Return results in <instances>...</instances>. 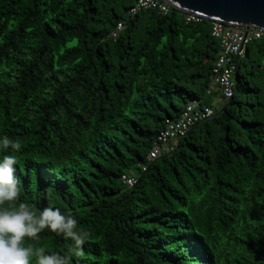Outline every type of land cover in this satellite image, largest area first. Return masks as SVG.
Returning a JSON list of instances; mask_svg holds the SVG:
<instances>
[{
    "label": "trees",
    "instance_id": "1",
    "mask_svg": "<svg viewBox=\"0 0 264 264\" xmlns=\"http://www.w3.org/2000/svg\"><path fill=\"white\" fill-rule=\"evenodd\" d=\"M135 1L0 0V134L22 144L17 204L71 213L89 234L80 255L47 229L28 243L69 264H264V35L214 109L212 21L129 16ZM194 101L213 115L147 162Z\"/></svg>",
    "mask_w": 264,
    "mask_h": 264
},
{
    "label": "clouds",
    "instance_id": "2",
    "mask_svg": "<svg viewBox=\"0 0 264 264\" xmlns=\"http://www.w3.org/2000/svg\"><path fill=\"white\" fill-rule=\"evenodd\" d=\"M22 144L0 134V264H69V257L57 252L45 253L28 241L39 239L49 232L71 240L77 255L89 238L86 231L77 228V219L62 214L58 208L47 207L37 214L33 206L18 202L19 178L16 176V156ZM7 153V154H5Z\"/></svg>",
    "mask_w": 264,
    "mask_h": 264
},
{
    "label": "built area",
    "instance_id": "3",
    "mask_svg": "<svg viewBox=\"0 0 264 264\" xmlns=\"http://www.w3.org/2000/svg\"><path fill=\"white\" fill-rule=\"evenodd\" d=\"M172 6L163 0H136L127 11L133 16L140 11L153 10L161 15L169 14ZM180 18L185 24L197 25L204 18L181 12ZM123 29L121 23L109 33V38L116 39ZM264 35V29L249 28L245 30L242 26L228 25L218 21L210 24V36L218 43V52L211 69V83L206 91L207 95L217 94L222 101L230 99L235 92L234 73L237 62L242 60L246 54L247 45L252 40L260 39ZM214 110L209 106H203L199 102H190L184 105L178 117L166 121L164 129L157 135L147 156V162H152L162 155H170L176 148L177 142L184 138L187 133L198 123L210 118ZM145 171L146 167L141 166ZM137 176H122L121 183L126 188H133L137 182Z\"/></svg>",
    "mask_w": 264,
    "mask_h": 264
},
{
    "label": "water",
    "instance_id": "4",
    "mask_svg": "<svg viewBox=\"0 0 264 264\" xmlns=\"http://www.w3.org/2000/svg\"><path fill=\"white\" fill-rule=\"evenodd\" d=\"M174 9L209 21L264 29V0H163Z\"/></svg>",
    "mask_w": 264,
    "mask_h": 264
},
{
    "label": "crops",
    "instance_id": "5",
    "mask_svg": "<svg viewBox=\"0 0 264 264\" xmlns=\"http://www.w3.org/2000/svg\"><path fill=\"white\" fill-rule=\"evenodd\" d=\"M213 98H214V100H213L214 101V105L211 106V107H213L214 109H216V108H218L220 106L222 100L219 98V96H215Z\"/></svg>",
    "mask_w": 264,
    "mask_h": 264
},
{
    "label": "rangeland",
    "instance_id": "6",
    "mask_svg": "<svg viewBox=\"0 0 264 264\" xmlns=\"http://www.w3.org/2000/svg\"><path fill=\"white\" fill-rule=\"evenodd\" d=\"M207 103H209L211 106L214 105V98L212 96H207L206 99Z\"/></svg>",
    "mask_w": 264,
    "mask_h": 264
}]
</instances>
